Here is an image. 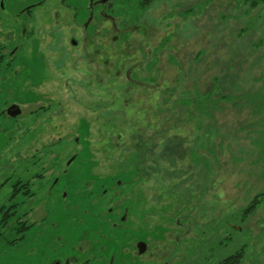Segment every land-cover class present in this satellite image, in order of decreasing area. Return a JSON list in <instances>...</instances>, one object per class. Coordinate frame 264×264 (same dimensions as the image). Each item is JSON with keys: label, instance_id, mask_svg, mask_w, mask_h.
I'll use <instances>...</instances> for the list:
<instances>
[{"label": "rangeland", "instance_id": "1", "mask_svg": "<svg viewBox=\"0 0 264 264\" xmlns=\"http://www.w3.org/2000/svg\"><path fill=\"white\" fill-rule=\"evenodd\" d=\"M16 1L5 7L30 2ZM59 7L34 8L20 73L0 80V111H22L0 116V167L15 157L10 184L48 170L30 200L48 216L30 233L125 234L146 242L143 264H217L237 247L211 246L231 219L250 244L241 264H264V200L236 218L264 191V6L154 0L123 30L105 21L83 51L52 36ZM121 215L120 229L105 222ZM27 247L0 248V264H22Z\"/></svg>", "mask_w": 264, "mask_h": 264}, {"label": "flooded vegetation", "instance_id": "2", "mask_svg": "<svg viewBox=\"0 0 264 264\" xmlns=\"http://www.w3.org/2000/svg\"><path fill=\"white\" fill-rule=\"evenodd\" d=\"M46 1L30 0L19 8H13L19 5L16 0H13L10 10L5 7V0L1 1L0 80L20 73V65L17 61L21 63L19 53L23 49L26 38L32 33L28 30V26L33 18L34 8ZM58 1L61 7L54 12L53 16L57 29L52 30L51 34L52 36L57 32L68 34L70 45L83 51V44L86 41L90 42L99 29L106 33L110 28L120 27V30L127 28L130 20H135L137 10L145 6L144 3L149 0H75L76 3H71L70 0ZM6 10L8 12L3 13ZM65 10L71 11L72 14L69 20L62 22V18L66 17ZM105 21L111 23L109 29L103 27ZM17 111L19 113L13 115ZM21 113L20 107L12 104L1 109L0 116L17 117ZM14 164L15 157L1 165L0 189L10 184L13 178L10 171L13 170ZM46 173L48 170H41L26 178L18 174L10 184V193L0 200V248H4L9 253L15 248H24V245L28 244L23 251L26 261L22 264H143L142 256L147 249L146 242L143 239L134 242L133 237H127L125 234L90 233L85 236L30 233L33 225L37 223L42 225L48 216L47 212H38L30 202L35 195L32 184L40 180L42 188ZM58 181L59 178L55 176L50 182L47 187L49 195L57 197L59 191L54 188ZM17 188H19L18 195L21 193L23 196L28 195L26 200H16ZM60 195L61 199H65L67 192L62 190ZM114 210L111 207L109 213L114 214ZM125 219V215L110 218L107 216L105 222H109L111 227L120 229L124 226ZM49 226L58 229L56 223L51 222ZM13 264L17 263L14 261Z\"/></svg>", "mask_w": 264, "mask_h": 264}, {"label": "trees", "instance_id": "3", "mask_svg": "<svg viewBox=\"0 0 264 264\" xmlns=\"http://www.w3.org/2000/svg\"><path fill=\"white\" fill-rule=\"evenodd\" d=\"M150 2H152V0H149L148 2L144 3V5L147 6L150 4ZM246 2L249 3L252 8H256L259 5L264 6V0H246ZM183 101L186 102L185 100ZM203 102L199 100L196 104L200 107L204 114H208V107L206 106L205 100ZM18 192L19 188L16 189L15 195H18ZM262 200H264V191L259 192L253 199V201L246 208L242 209L240 213L237 214L236 218L238 220L246 219L248 216L254 213V211L258 208ZM222 223V233H219L217 237L212 240L211 246L219 248V246H221L224 242L227 241L231 242L232 245H236L237 247L226 251L227 253L225 252V256L217 260V264H241L243 258L245 257V249L250 244L246 239H244V235H242L238 230L231 226V219L223 220ZM228 244L230 243H224V247H227Z\"/></svg>", "mask_w": 264, "mask_h": 264}, {"label": "water", "instance_id": "4", "mask_svg": "<svg viewBox=\"0 0 264 264\" xmlns=\"http://www.w3.org/2000/svg\"><path fill=\"white\" fill-rule=\"evenodd\" d=\"M16 106H18V105H16ZM19 107V106H18ZM19 113V111H17V113H13V115H17ZM145 244V243H144ZM142 250H144L143 248H142Z\"/></svg>", "mask_w": 264, "mask_h": 264}]
</instances>
